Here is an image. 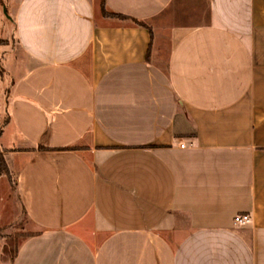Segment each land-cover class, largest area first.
Returning <instances> with one entry per match:
<instances>
[{"label": "crops", "instance_id": "crops-1", "mask_svg": "<svg viewBox=\"0 0 264 264\" xmlns=\"http://www.w3.org/2000/svg\"><path fill=\"white\" fill-rule=\"evenodd\" d=\"M105 4L0 0L13 264H264V0Z\"/></svg>", "mask_w": 264, "mask_h": 264}, {"label": "rangeland", "instance_id": "rangeland-1", "mask_svg": "<svg viewBox=\"0 0 264 264\" xmlns=\"http://www.w3.org/2000/svg\"><path fill=\"white\" fill-rule=\"evenodd\" d=\"M3 12L9 18L6 8ZM1 27L2 31L8 34L6 32H10L12 24L5 19ZM10 85L11 81L2 76L0 79V102H2L0 111L3 113V119L6 112L4 101ZM0 156L4 157L3 153L0 152ZM5 181L4 184H0V264H13L19 246L34 228L21 209L11 177L7 178L8 184H5Z\"/></svg>", "mask_w": 264, "mask_h": 264}, {"label": "trees", "instance_id": "trees-1", "mask_svg": "<svg viewBox=\"0 0 264 264\" xmlns=\"http://www.w3.org/2000/svg\"><path fill=\"white\" fill-rule=\"evenodd\" d=\"M101 10H102V13L106 16H116L120 19H130L137 25H142V26L145 25L142 21H139L136 19H131V18L123 16L121 14L109 12L106 8L105 0H101ZM0 42H2V41H0ZM4 72H5V69L2 65V63H0V79L2 76H4ZM4 121H6V120H4ZM4 121L2 123H4ZM0 133H1V129H0ZM0 170H1V172H5L8 175V167H7V164H6L4 157H2V156H0ZM32 234L33 233L29 234V236H31Z\"/></svg>", "mask_w": 264, "mask_h": 264}, {"label": "built area", "instance_id": "built-area-1", "mask_svg": "<svg viewBox=\"0 0 264 264\" xmlns=\"http://www.w3.org/2000/svg\"><path fill=\"white\" fill-rule=\"evenodd\" d=\"M181 146L185 147V144L182 143ZM235 221L241 224H246V223L251 222V216L248 214H239L235 216Z\"/></svg>", "mask_w": 264, "mask_h": 264}]
</instances>
